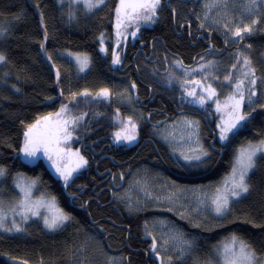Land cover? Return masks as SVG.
Returning a JSON list of instances; mask_svg holds the SVG:
<instances>
[{
    "label": "trees",
    "instance_id": "1",
    "mask_svg": "<svg viewBox=\"0 0 264 264\" xmlns=\"http://www.w3.org/2000/svg\"><path fill=\"white\" fill-rule=\"evenodd\" d=\"M198 1L162 0L156 22L140 28L135 42L121 51L122 63L114 65L111 57L119 0H105V5L92 12L82 5L73 6L76 19L71 21L69 0H64L63 5L59 0H0V29H7L0 39V52L7 57L5 63H0V167L7 169L0 188L5 189L3 194L12 198L11 202L17 196L16 176H29L38 181V195L55 197L58 207L73 217L55 231L44 228L36 218L21 224L26 229L23 232L0 230V264H73L89 236H96L103 248L121 258L123 264H163L162 258L151 250L153 239L144 233L146 224L159 217L174 219L197 238L193 253L181 264L217 263L216 249L233 235L264 258V166L250 173V192L232 204L225 218H217L210 227L193 224L167 210L132 211L114 199L116 188L123 186L141 166L158 168L168 180L182 186L219 181L230 173L240 147L248 141L264 139V109L259 107L252 113L251 122L230 142L218 140L220 112L208 109L206 115L194 113L201 122L203 147L211 153V159L200 166L185 165L182 159L178 164L177 154L152 133L176 118L173 107L177 102L170 88L154 79L152 62L145 61L142 52L136 58L138 51L143 49L149 55L152 45L155 59L162 62L164 56L174 54L185 65H191L197 50L175 31L184 23L192 25L194 34L213 36L218 54L229 50L221 35L200 27ZM101 34L108 49L106 55L100 51ZM244 44L251 45L252 66L257 69V76L264 78V14L255 34L237 45ZM76 55L90 59V69L84 74L78 73L73 61ZM123 75L137 86L135 100L144 109L142 120L133 118L113 98ZM260 85L258 81L257 97L264 89V84ZM103 88L110 90L108 98L97 95ZM85 90L88 96L81 95ZM62 105L68 106L66 116L86 113L68 145L78 149L88 163L68 187L43 160L30 165L20 152L25 125L59 112ZM153 110L157 112L153 114ZM129 117L136 124L137 138L128 145L118 140L116 133ZM0 199L7 202L2 195Z\"/></svg>",
    "mask_w": 264,
    "mask_h": 264
},
{
    "label": "snow or ice",
    "instance_id": "2",
    "mask_svg": "<svg viewBox=\"0 0 264 264\" xmlns=\"http://www.w3.org/2000/svg\"><path fill=\"white\" fill-rule=\"evenodd\" d=\"M59 2L61 5L64 4V0H59ZM76 5H82L86 11L92 12L105 5V0H69L68 18L70 21L76 19L75 12L71 10ZM262 5H264V0H247L245 10L255 15ZM214 6L216 5H205L206 8ZM161 8L162 0H119V6L115 9V44L111 57L112 64L120 65L122 63L120 52L116 49L121 48V45L126 43L129 35L136 38L141 24H154L158 19V10ZM172 11L175 13V9H172ZM41 18H43L42 13ZM205 19H207V12L205 13ZM257 23H259L258 19H252L251 24L236 27L234 31L229 29V31L235 37L243 39V34H251L253 26ZM133 26L135 31L129 33V28ZM200 27L203 28L204 24L201 23ZM224 27L227 28L228 26L225 24ZM6 32L7 29H0V39L4 38ZM46 39L47 35H45ZM100 44V51L107 54L108 49L104 47L103 34L100 37ZM43 47L44 45L41 44V48ZM248 47L250 48L251 45ZM209 51H214V49L210 47ZM48 59L51 60V56ZM76 59L80 64L81 71H83L88 65V58H81L77 55ZM6 61L7 57L0 52V63ZM201 61L197 69L189 70L183 65L182 61L176 60L174 66L183 71L181 77H173L170 74L168 84L171 85L173 79H175L181 89L182 100L192 106L203 108L209 100L215 98L213 102L216 111L225 113V116H221L219 123L216 125L218 140L230 142V138L236 137L240 130L251 122L250 117L252 113L257 111V107L264 109V91L257 97V82L260 80L261 84H264V78L257 76V69L252 66V61L248 56H245L243 52L237 53L236 63L232 64V69H235L237 64H241L240 77L234 82L232 73L223 77L225 81L229 82V87L233 90L225 96L224 102L221 104L217 90L212 84H205L203 80L192 79L194 73L202 75L206 79L208 75L214 73V69L217 67L213 60L205 61V58L201 57ZM56 79L59 82L60 72L58 69L56 70ZM215 79L218 80L219 77H215ZM131 87L135 89L137 86L133 82ZM110 94V90L107 88H103L97 93L98 96L104 98H108ZM72 95L76 96L78 93H72ZM81 95L88 96L89 93L85 90ZM246 104L247 111H245ZM68 111V106L62 105L58 113H49L36 119L34 123L25 125L26 130L23 132V142L20 148L25 160L34 161L42 154L51 161L53 168L62 178L65 187L69 186L73 178V172L88 163L78 150L72 151L64 146L72 139L75 127L86 115V113H82L76 117L66 116L65 114ZM53 116H55V119H53ZM127 124L132 129V133L117 132L116 138L132 142L136 139V124L131 117L128 118ZM182 124L189 139L194 140L196 148L180 151L177 163L179 164L182 159L185 165L195 164L200 166L205 164L207 160L211 159V153L200 142V122L185 118ZM189 152L192 154H189ZM69 161L70 163H68ZM261 166H264V139H259L255 143L248 141L245 146L236 151L230 174L222 185L215 189L210 198L212 210L217 218H225L230 212L232 204L238 202L250 192V173L258 170ZM6 173L7 169L0 167V178H3ZM35 184V181H31L26 185L17 183L15 187L19 189L20 199L7 211L5 210L4 201L0 199V230L4 232H23L26 229L21 226V223L27 224L32 218H36V222H42L44 228L55 231L73 219L72 216L56 205L55 197L49 199L41 195L33 198ZM8 212L12 213L11 217H9ZM17 216H19L21 223L17 222ZM171 239L176 240L181 245L178 248L181 253L192 247V241L184 239L182 233L173 232ZM151 250L153 252L157 251L154 237ZM216 253L220 264H264V258L258 255L256 249L235 235L231 237L228 243L217 248ZM24 264H27V262H24Z\"/></svg>",
    "mask_w": 264,
    "mask_h": 264
},
{
    "label": "rangeland",
    "instance_id": "3",
    "mask_svg": "<svg viewBox=\"0 0 264 264\" xmlns=\"http://www.w3.org/2000/svg\"><path fill=\"white\" fill-rule=\"evenodd\" d=\"M197 3V18L199 17L198 20L200 24L203 23L204 27L208 31L221 35L227 45H229V50L222 54L213 52L204 55L203 57L205 58V61L213 60L216 63L217 67L214 69V73L212 75H208L206 79L202 75L195 73L193 74L192 79L203 80L205 84H212V86L217 90V94L221 104H223L225 96L233 90L231 87H229V82L225 81L223 77L225 75H229V73H232L233 79L235 80L240 77L242 65L237 64V67L235 69H232V64L236 63L237 53L243 52L245 56H248L250 58V48L248 47V45H237L238 42L242 39L235 37L232 32L229 31V29H232L234 31L236 27H243L244 25L251 24L252 19L260 20L261 16L264 14V5L259 7L255 15H252L245 10L247 0H199ZM213 4H215L216 6L209 8L205 7V5ZM206 12L207 19H205ZM225 24L228 26L227 28L224 27ZM151 25L152 24H141V27H149ZM257 26L258 23L253 26L252 33L243 34V38L255 34ZM131 31H135L134 26L129 28V33ZM138 36L139 32L137 33L136 38H133L131 37V35H129L126 43L122 44L121 48L116 49V51L121 53V51L126 49L130 42L134 43ZM114 44L115 40L113 42V48ZM79 56L81 58H88V56L84 55ZM76 57L77 55L73 56V61L78 67V73H86L90 69V59L88 58L89 62L87 67H85L84 70L81 71L80 64L77 62ZM175 61V59L169 58L166 63L167 69L164 70L160 68L156 72V76L154 77V79L158 78L160 83H162V87H165L166 85V88H171L170 92L177 98L181 97L182 95L179 84L175 79H173L171 85L168 84V78L170 74L173 77H181L183 71L182 69L174 66ZM200 62H202L201 57L198 59L197 63H195L194 66L188 69H197ZM215 77H219V79L217 80L215 79ZM118 83V90L113 94L114 100L121 106L129 110L131 115L134 116L133 118L142 120L143 113L142 110L135 104L129 77L124 75L121 76ZM260 86H262V84ZM261 90L264 91L263 87L261 88ZM197 91H199V89H197ZM214 99L215 98H213V100ZM213 100H209L203 108L192 106L186 103L185 105H183V107H180V109H182L184 113L174 118L171 122H168L161 127L154 129L152 131L153 135L157 140L167 146L172 153L177 154L178 157L180 151H187L189 148H196L194 140L189 139L187 131L183 127L182 121L187 118L189 120H198L200 122V120L193 114L199 113L202 115H206V113L209 112L208 109L216 111V106ZM245 111H247V104L245 105ZM220 114H222V116H225L224 112H220ZM53 119H55V116H53ZM118 132L131 134L132 129L126 123L120 127V130ZM135 135L137 138V130H135ZM199 139L201 144L203 145L201 122ZM120 140L121 142L129 145L136 139L132 142H128L123 139ZM68 143L69 141L64 146L70 148L72 151L78 150L74 148L73 145H68ZM189 154L192 153L189 152ZM40 160H43L45 165L52 173L59 176V174L53 168L51 161H49L42 154L39 155L38 158H36L34 161L26 160V162H28L30 165H34ZM68 163H70V161ZM85 166L86 165L73 172V177ZM229 174L221 178L219 181L211 182L209 184L205 183L200 185L182 186L178 183L168 180L164 173L158 168L141 166L134 171L131 178L123 186H118L116 188L117 190L115 191L114 199H116L118 202L132 211H144L148 208L167 210L175 214L177 217L183 220H187L193 224H201L205 227H210L217 219L215 213L212 210L210 198L214 194L215 189L222 185ZM1 179L2 178H0V181ZM31 181L36 182L35 188L33 189V198H37L41 195L37 194L38 181L34 178L19 174L14 180V187L17 183L26 185ZM15 189L17 191V196H15V198L10 202L9 200L12 198L9 199V196H7L6 193L3 194V192H6L5 189L0 188V198L2 195V197L7 200L6 203L4 202L6 211L8 208L14 206L20 199L19 189L16 187ZM201 201L203 202L201 203ZM8 215L9 217H11L12 213L8 212ZM17 222L21 223L19 216H17ZM173 232L182 233L184 239L192 241L191 249H187L183 253L178 251V248L181 247V245H179L176 240L171 239ZM144 233L146 236H149L152 239L153 237L155 238L157 249L156 253L158 252V255L162 258L163 264H181L189 255H191V253H193L195 245L197 243V238L189 235L182 228V225H180L174 219L170 218L159 217L157 219L151 220L144 227ZM165 241H167V243H165ZM170 257L171 259H169ZM73 264L123 263L121 258L114 256L105 248H103L96 236H89L87 238L86 244L77 253ZM215 264H220L219 258L217 260V263Z\"/></svg>",
    "mask_w": 264,
    "mask_h": 264
},
{
    "label": "flooded vegetation",
    "instance_id": "4",
    "mask_svg": "<svg viewBox=\"0 0 264 264\" xmlns=\"http://www.w3.org/2000/svg\"><path fill=\"white\" fill-rule=\"evenodd\" d=\"M175 31L176 32L179 31L180 34H179L178 37H180L182 39L187 38L188 44H190L191 47H193V48H195L197 50V54H196V56L194 58V61H193V63L191 65H185L183 63V65L186 68H190V67L194 66L195 63H197L198 59L200 57H203L204 55H207V54H210V53H213V52L218 53L217 50H216L215 45L213 44V39H214L213 36L206 37V36H204L202 34H194L191 24H189V23L181 24L179 26V28L177 27L175 29ZM152 43L154 44V42H152ZM210 47L212 49H214V51L210 52L209 51ZM141 52H142V55H143L145 61L152 62V65L154 67V71L155 72H157L160 68L166 70L167 69L166 63H167L169 58L181 61V59H179L177 57V55H174V54H168L167 56H164V60L162 62L158 58L155 59V51H154L152 45L150 46L149 55H147V53L143 49H141V50L138 51V53L136 55V58L139 56V54ZM165 57H167V59H165ZM137 77H138V72H137ZM135 89L132 88V91H133V94H134L135 104L137 105L136 100H135V96H136ZM168 89H169V87H168ZM170 90H171V88L169 89V91ZM176 102H177V105L173 107V113L175 114V117H177L180 114L184 113V111L182 109H180V107H183V105L186 104V102L184 100H182L181 97H177L176 98ZM148 107H145V108H148ZM141 109H143V108H141ZM156 112H157L156 110L152 111L153 114H155ZM142 113H143V111H142ZM171 113H172V111H170L169 114H167V116L170 115Z\"/></svg>",
    "mask_w": 264,
    "mask_h": 264
}]
</instances>
